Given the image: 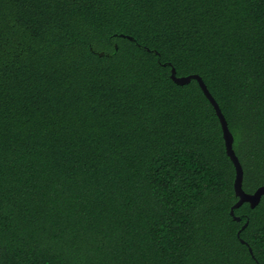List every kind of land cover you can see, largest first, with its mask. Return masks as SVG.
<instances>
[{
  "label": "trees",
  "instance_id": "1",
  "mask_svg": "<svg viewBox=\"0 0 264 264\" xmlns=\"http://www.w3.org/2000/svg\"><path fill=\"white\" fill-rule=\"evenodd\" d=\"M172 66L264 185V0H0V264H264V194L231 214Z\"/></svg>",
  "mask_w": 264,
  "mask_h": 264
},
{
  "label": "water",
  "instance_id": "2",
  "mask_svg": "<svg viewBox=\"0 0 264 264\" xmlns=\"http://www.w3.org/2000/svg\"><path fill=\"white\" fill-rule=\"evenodd\" d=\"M171 78L178 84L189 83L191 81V79H193V78L196 79L198 81L202 91L204 92L206 97L209 99V101L212 103V105L215 108L216 114H217V116L219 118L218 120H220V123H221V126H222L223 136H224V140H225L227 154L229 155V157L233 161L235 169H236V177H235V182H234V188H235V193H236V196L238 197V200L232 206L231 214L234 216L235 219L240 220L241 219L240 216L234 215L235 208L239 207L244 202H249L251 207L256 206L259 203L262 195L264 194V185L259 186L252 193L246 192L243 189V186H242V182H243V168H242V165H241V163L239 161V158L236 155L235 150L233 148V141H234L233 134H232V132L230 131V129L228 127L227 120H225V116L222 113V110H221L218 102L215 100V98L213 97V95L209 91V89H208L207 85L205 84V82L203 81L202 77L200 75H198V74L177 76L176 75V70L172 66L171 67ZM240 240H242V239H240ZM242 242H244V240H242ZM250 251H252L251 248H250Z\"/></svg>",
  "mask_w": 264,
  "mask_h": 264
}]
</instances>
